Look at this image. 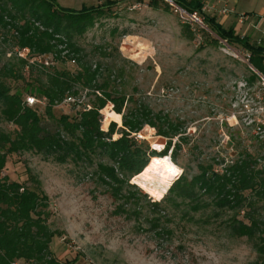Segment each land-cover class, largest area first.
<instances>
[{
    "label": "rangeland",
    "instance_id": "rangeland-1",
    "mask_svg": "<svg viewBox=\"0 0 264 264\" xmlns=\"http://www.w3.org/2000/svg\"><path fill=\"white\" fill-rule=\"evenodd\" d=\"M226 3L234 13L219 18L214 15L224 28L236 24L242 14L264 10V0ZM136 5L139 7L132 9ZM247 35L251 41L260 39L253 29ZM76 41L92 64L102 66L112 89L127 98L133 95L154 113L168 116L179 124L181 135L172 140L166 154L168 139L157 136L149 126L134 135L154 152L140 178L129 182L139 192L138 220L129 219V203L124 198L129 188L117 200L95 183L91 169L72 163L59 165L32 153L10 156L2 177L27 186L34 178L48 197L49 224L56 232L51 243L53 255L60 262L75 260L74 264H260L253 243L228 230L226 221L232 212L214 217L215 206L198 212L166 203H160L159 208L151 206L162 200L184 169L192 176L197 165L205 162L221 172L240 153L260 155L252 128L240 114L241 83L256 79L245 52L219 40L205 26L191 24L161 0L115 1L104 15L96 17L93 27L76 36ZM11 47L0 36V54L11 53ZM38 59L32 62L41 64ZM46 59L53 61L52 57ZM53 63L75 69V64ZM28 71L26 67L23 74ZM79 94L75 105H56L54 115L74 116L85 104L91 105L94 98L90 93L80 90ZM107 110H112L111 104L100 111L101 129L106 132L110 123H115L118 131L122 117L119 123L109 120L106 124L103 112ZM0 128L8 131L12 126L0 121ZM118 137L113 135V139ZM179 137L182 143L173 162L171 153ZM154 158L166 159L169 172H158L160 164L149 170ZM184 213H189L188 219ZM153 219H160L172 234L159 235L160 230L148 222Z\"/></svg>",
    "mask_w": 264,
    "mask_h": 264
},
{
    "label": "trees",
    "instance_id": "trees-1",
    "mask_svg": "<svg viewBox=\"0 0 264 264\" xmlns=\"http://www.w3.org/2000/svg\"><path fill=\"white\" fill-rule=\"evenodd\" d=\"M203 1L174 0L188 13L201 12ZM114 2L68 10L54 0H0V36L3 43L12 46L11 53L0 54V121L12 126L8 131L0 128V264L75 263V260L60 262L52 253L56 232L50 227L48 197L41 192L39 182L30 178L27 186L2 177L10 156L32 153L59 165L72 163L91 169L95 183L114 199H122L124 189L129 188L124 197L129 203V219L138 220L139 192L129 182L133 178L135 183L140 178L154 152L134 135L145 126L154 129L157 136L168 139L164 154L172 140L181 135L179 124L168 116L154 113L133 95L127 98L112 89L110 78L103 77L102 66L92 64L77 45L76 36L93 27L96 17L104 15ZM201 17L204 26L219 40L241 48L249 55L251 66L264 73V44L238 34L233 26L224 28L213 16ZM5 55L7 58L2 62ZM38 57L75 64V69L59 68L53 61L49 66L33 63ZM26 67L27 75L23 74ZM254 80L250 77L248 83ZM80 90L93 96L91 105L85 104L87 108L74 116L56 117L53 108L66 97H79ZM27 96L45 99L46 104L43 108L28 107ZM107 104L112 105V110L103 112L105 123L109 120L119 123L122 117L118 131L115 123H110L106 132L101 129L100 111ZM115 133L119 137L113 139ZM180 139L171 153L173 162L180 150ZM260 150V155L240 153L221 172L205 162L197 165V173L192 176L184 169L162 200L151 206L159 208L160 203H166L191 212L215 206L214 217L232 212L226 221L231 235L253 243L261 257L260 264H264V151L261 147ZM165 160L154 158L148 169L160 164L158 172H169ZM188 214L183 217L188 219ZM160 221L148 222L160 230L159 235L172 234Z\"/></svg>",
    "mask_w": 264,
    "mask_h": 264
},
{
    "label": "built area",
    "instance_id": "built-area-1",
    "mask_svg": "<svg viewBox=\"0 0 264 264\" xmlns=\"http://www.w3.org/2000/svg\"><path fill=\"white\" fill-rule=\"evenodd\" d=\"M114 1H122V0H114ZM166 4L170 5L174 8L175 12H177L181 17H185L191 24L204 26L202 22V14L205 15L206 12H210L212 10H216V3L218 0H211L208 3H203L201 12L194 11L192 13H188L183 8L178 6L174 0H162ZM191 1V0H184ZM139 7L138 5L132 6V9ZM218 15L225 16L231 13L230 10L226 6H223L216 11ZM237 23L240 27L246 26V30L243 32L242 36H245L249 29L255 30L259 34V40H257V44L262 43V39L264 40V19L259 16H251L249 14L240 15L237 19ZM23 56L22 53H19ZM37 60V58H36ZM39 63L44 64V66H49V62L44 57H39ZM245 61L247 62L250 69L256 75V79L252 84L248 82L241 83V108L240 114L244 117V121L247 127L252 128V132L254 138L256 139L257 144L264 151V73L257 71L255 68L251 66L249 63V55L245 54ZM26 105L28 107L40 106L44 107L46 104L45 99H37L34 96H27ZM77 100L73 97H66L61 104L69 105L74 104ZM89 109V107H88ZM13 264H19V262H14Z\"/></svg>",
    "mask_w": 264,
    "mask_h": 264
},
{
    "label": "crops",
    "instance_id": "crops-1",
    "mask_svg": "<svg viewBox=\"0 0 264 264\" xmlns=\"http://www.w3.org/2000/svg\"><path fill=\"white\" fill-rule=\"evenodd\" d=\"M54 1L60 7L64 8V9H68V10H80L83 7H86V8H89V7H97V6L102 5V4L104 5V4H106L108 2V0H54ZM210 1L211 0H204L203 3H208ZM226 2H227V0H218V3H216V10H212V11L206 12V13H212L213 17H214V15H216L217 18L224 17V16L218 15V13L216 11H217V9H220L223 6H226L227 7V3ZM66 5H67V7H64ZM228 10H230L232 14L234 13V10L229 9V8H228ZM225 16H229V14L228 15H225ZM251 16H259L260 18L264 19V10H262L258 14H252ZM221 22L223 23V21H221ZM233 27H234L235 31H237L239 33H242V32H244L246 30V26L240 27L238 25V23L234 24Z\"/></svg>",
    "mask_w": 264,
    "mask_h": 264
}]
</instances>
